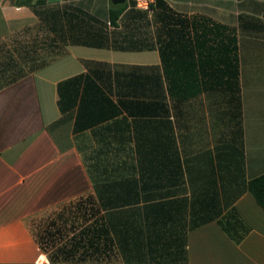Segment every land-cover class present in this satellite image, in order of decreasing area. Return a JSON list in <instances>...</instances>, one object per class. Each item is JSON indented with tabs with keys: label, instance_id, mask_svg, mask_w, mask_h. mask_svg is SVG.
I'll list each match as a JSON object with an SVG mask.
<instances>
[{
	"label": "crops",
	"instance_id": "0c3cea01",
	"mask_svg": "<svg viewBox=\"0 0 264 264\" xmlns=\"http://www.w3.org/2000/svg\"><path fill=\"white\" fill-rule=\"evenodd\" d=\"M1 53L0 264H264V0H0Z\"/></svg>",
	"mask_w": 264,
	"mask_h": 264
},
{
	"label": "rangeland",
	"instance_id": "374dc122",
	"mask_svg": "<svg viewBox=\"0 0 264 264\" xmlns=\"http://www.w3.org/2000/svg\"><path fill=\"white\" fill-rule=\"evenodd\" d=\"M20 62L26 64V67H29V65H34V63L31 64L30 61L27 62L20 60ZM17 68V60L11 56V53L0 54V81L7 80L9 75H12V73L14 74Z\"/></svg>",
	"mask_w": 264,
	"mask_h": 264
},
{
	"label": "trees",
	"instance_id": "16d2710c",
	"mask_svg": "<svg viewBox=\"0 0 264 264\" xmlns=\"http://www.w3.org/2000/svg\"><path fill=\"white\" fill-rule=\"evenodd\" d=\"M248 189L264 208V173L251 178L248 182Z\"/></svg>",
	"mask_w": 264,
	"mask_h": 264
},
{
	"label": "built area",
	"instance_id": "2783aa9c",
	"mask_svg": "<svg viewBox=\"0 0 264 264\" xmlns=\"http://www.w3.org/2000/svg\"><path fill=\"white\" fill-rule=\"evenodd\" d=\"M136 7L144 8L146 10H151V4L153 0H133ZM37 264H49V261H45L42 259L41 261H37Z\"/></svg>",
	"mask_w": 264,
	"mask_h": 264
},
{
	"label": "water",
	"instance_id": "95a60500",
	"mask_svg": "<svg viewBox=\"0 0 264 264\" xmlns=\"http://www.w3.org/2000/svg\"><path fill=\"white\" fill-rule=\"evenodd\" d=\"M125 0H112L113 3H122L124 2Z\"/></svg>",
	"mask_w": 264,
	"mask_h": 264
}]
</instances>
